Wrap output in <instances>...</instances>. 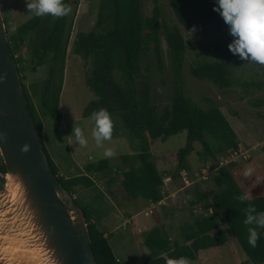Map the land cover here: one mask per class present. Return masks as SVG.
Here are the masks:
<instances>
[{
	"label": "trees",
	"instance_id": "trees-1",
	"mask_svg": "<svg viewBox=\"0 0 264 264\" xmlns=\"http://www.w3.org/2000/svg\"><path fill=\"white\" fill-rule=\"evenodd\" d=\"M141 1L99 0L95 22L98 29L80 31L73 41L76 54L93 56V68L87 81L96 101L86 110L106 109L111 113L110 105L113 104L129 134L139 144L136 155L123 156L124 160L136 158L138 164L121 171L117 177L110 178L109 185L119 182V186L112 189L108 185L106 192L97 187L95 180V176L108 166L106 158L87 162L83 167L76 166V173L59 174L57 164L48 153L40 113L32 97H36L42 114L50 119L53 131L58 136L63 115L59 102L64 81L65 56L75 13L71 12L62 18L35 16L13 28L10 17L3 12L9 46L17 64L33 122L53 172L83 210L97 264H122L108 242L109 237L104 236L97 224L98 216L105 213L102 205L108 202L107 198L121 206L136 199L157 203L165 196L164 176L153 160L151 150L154 140L166 141L172 135L186 132V144L176 154L178 165L183 169L188 168L186 159L194 150L193 144L196 141L203 144V156H209L217 163L218 157L223 153L240 148L237 134L221 107L214 102L208 107H202L185 93L181 78L187 41L180 28L161 22L162 5L159 3L155 4L150 16L144 15ZM168 1L176 19L187 30L196 26V31H201L209 23H214L217 27V33L208 43L210 58L196 61L190 68L192 75L211 82L220 89L233 86L236 68L242 60L228 48L232 37L222 17L213 11L215 0ZM65 2L75 8L72 0ZM163 36L174 70V92L170 103L160 109L149 85L144 83L138 87L136 78L140 73L141 60L148 52L153 53L161 69ZM23 44H27L30 51L29 60L33 70L45 67L44 78L30 83L28 87L23 82L20 66L22 58L17 54ZM249 167L254 171L252 175L245 177L244 172ZM0 171L6 173L3 161H0ZM213 181L223 189L209 200L197 191L195 200L202 202L207 214L196 218L192 224L185 223L182 226V243L172 242L159 225L144 232L143 242L150 252L143 264H167L169 259L179 258L195 260L201 250L223 245L229 234L234 236L248 262H264V229H257L260 237L256 247H252L248 242L249 229L255 226L244 223L249 206H254L257 212H264V173L252 160L243 165L230 162L216 170ZM78 187L89 188L94 192L91 203H80L75 196ZM241 195H247L249 199L241 202L238 199ZM210 208L213 210L211 215Z\"/></svg>",
	"mask_w": 264,
	"mask_h": 264
},
{
	"label": "rangeland",
	"instance_id": "rangeland-1",
	"mask_svg": "<svg viewBox=\"0 0 264 264\" xmlns=\"http://www.w3.org/2000/svg\"><path fill=\"white\" fill-rule=\"evenodd\" d=\"M72 2L75 6L72 8V13L74 12L75 15L71 22L69 44L65 56L64 81L59 102L63 115L58 136L53 131L50 119L42 114L38 100L34 95L32 97L40 113L48 153L57 164L59 174L76 173L78 170L75 163L83 167L87 162L106 158L108 166L95 176L97 187L101 188L102 192H106L105 188H108L110 178H115L121 171L138 164L136 158L131 157L124 160L123 156L136 155L139 152V144L129 134L120 113L113 104L110 105L112 108L110 114L114 122L112 140L105 141L103 147H97L91 137L94 127L93 114L97 110L90 111L86 108L96 101L87 81L93 68V56L83 57L76 54L73 41L80 31L98 29L95 22L98 16L99 0H72ZM141 3L142 11L146 16L152 14L156 3L161 4V22L167 25H177L187 41L181 78L185 93L202 107H208L212 102L218 104L237 134L239 150L248 151L244 154H235L233 150H229L220 155L218 160L228 159L227 156L231 153L235 162L243 165L252 160L264 173V65L241 61L235 71V84L226 89L217 88L211 82L197 79L192 75L190 68L196 61L210 58L208 43L217 33L216 25L209 23L203 30L195 31L190 37L188 30L176 19L168 0H142ZM0 4L2 13L10 17V24L13 28L35 17L27 9L25 0H0ZM162 47L161 69L153 53L148 52L141 60L140 73L136 78L138 87L144 83L149 85L155 103L160 109L170 103L174 92V70L164 36ZM17 54L22 58L20 66L23 82L27 87L30 83L44 78L45 67L41 66L33 70L27 44L21 45ZM75 127H81L85 131L89 141L87 146L75 143L74 136L71 135ZM186 141V132H180L166 141L154 140L152 142L153 160L159 171L169 180L164 187L166 195L164 203H150L143 199H136L132 205L122 210V205L118 206L111 199L107 203L108 208L105 205L102 206L105 213L103 212L102 216L100 213L97 214L100 215L98 220H110L109 223L103 224L98 221V227L108 233V242L122 264L144 263L150 252L143 242L144 232L155 225L162 226L172 242L182 243V226L185 223L192 224L196 218L203 216L194 213L189 205L197 191L203 193L209 200L223 189L213 181V174L220 166L225 165V161L217 163L209 156L204 157L203 144L198 141L194 142V150L186 159L188 176L195 181H190V186H185L181 179V168L176 160V154L178 149L185 146ZM108 147L115 151V155L111 158L103 155L105 148ZM0 161H3L1 154ZM203 167L211 171L208 180H196L195 174L199 175ZM118 186L119 182L113 183L112 186L109 185L112 189H117ZM93 195L94 192L91 189L84 187H78L75 193L83 205L91 203ZM129 217L132 223L123 227L121 221ZM212 235L216 236V233L212 232ZM209 249L205 253L207 257L202 251L197 259L187 260L188 264H254L247 261L236 239L230 234L223 245Z\"/></svg>",
	"mask_w": 264,
	"mask_h": 264
},
{
	"label": "water",
	"instance_id": "water-1",
	"mask_svg": "<svg viewBox=\"0 0 264 264\" xmlns=\"http://www.w3.org/2000/svg\"><path fill=\"white\" fill-rule=\"evenodd\" d=\"M0 77V264H97L83 210L53 172L33 122L1 4Z\"/></svg>",
	"mask_w": 264,
	"mask_h": 264
},
{
	"label": "clouds",
	"instance_id": "clouds-1",
	"mask_svg": "<svg viewBox=\"0 0 264 264\" xmlns=\"http://www.w3.org/2000/svg\"><path fill=\"white\" fill-rule=\"evenodd\" d=\"M25 2L29 12L36 17L50 16L53 18H62L72 12L71 5L66 3L65 0H25ZM213 11L222 17L228 27L229 34L232 37L231 42L228 44L230 52L238 56L242 61H251L259 65H264V0H215ZM195 31L196 26L188 30L190 37ZM2 79L3 77H0V80ZM93 115L94 127L91 131V137L97 147H103L105 141L112 140L114 122L111 114L106 109H100ZM71 135L74 136L75 143L80 146L88 145V138L81 127L73 128ZM3 138L4 135L0 134V139ZM21 150L24 152L29 151L30 145L24 144ZM103 155L104 157L111 158L115 155V151L113 148L108 147L105 148ZM182 171L187 172V177L190 181H195V179L191 180L189 178L188 171L183 168L180 170L181 179ZM253 171V168H247L244 172L245 177L252 175ZM196 180L200 179L196 178ZM182 181L184 182L183 179ZM185 186L188 187L190 185L185 184ZM238 199L244 202L249 197L247 195H241ZM162 200L157 203H160ZM189 205H191L194 213L201 215L207 214V211L203 209L202 202L196 201L195 198L189 202ZM212 211V208H210L209 215L212 214ZM244 223L255 226L249 229L250 237L248 242L252 247H256L260 237L257 229H264V212H257L254 206H249L246 209ZM104 236L108 237L107 234ZM167 264H188V261L185 258L169 259Z\"/></svg>",
	"mask_w": 264,
	"mask_h": 264
},
{
	"label": "built area",
	"instance_id": "built-area-1",
	"mask_svg": "<svg viewBox=\"0 0 264 264\" xmlns=\"http://www.w3.org/2000/svg\"><path fill=\"white\" fill-rule=\"evenodd\" d=\"M240 148H238L237 150H231L233 153H239V154H244V152H248L247 150H245V151H240L239 150ZM228 159H225V160H221L220 161V163H223L224 161H225V164L226 163H230V162H235V159H232V157H231V153L230 154H228ZM242 158H246V157H242ZM210 170H208L206 167H203V168H201L200 169V174L198 175V174H196L197 175V179H200V180H202V181H206V180H208V178H209V176H210ZM181 174H182V179L184 180V182H185V184L186 185H189L190 184V180L188 179V177H187V172L186 171H182L181 172Z\"/></svg>",
	"mask_w": 264,
	"mask_h": 264
},
{
	"label": "crops",
	"instance_id": "crops-1",
	"mask_svg": "<svg viewBox=\"0 0 264 264\" xmlns=\"http://www.w3.org/2000/svg\"><path fill=\"white\" fill-rule=\"evenodd\" d=\"M75 165H77V166H79V164L78 163H75ZM169 183V180L167 179V177H165V182H164V186H163V193H164V187H165V185H167ZM166 197V195L164 196V198ZM164 198H163V200L159 203V204H161V203H164ZM107 201H111V199L108 197V200ZM135 200H133V201H131V202H129V203H125V204H122V210H124V209H126L125 207L126 206H128V205H132L133 204V202H134ZM114 202V201H113ZM108 203V202H107ZM107 203H103V205H105V206H107V208H108V205H107ZM102 205V206H103ZM111 208V207H110ZM112 209V208H111ZM130 219V217L129 218H127L126 220H122L121 222H122V225H123V227H126L127 226V224H131L132 223V220H129ZM99 222H102V224L103 223H109L110 222V220H98ZM97 221V222H98ZM98 224V223H97ZM154 227V226H153ZM152 228V227H151ZM150 228H147L145 231H147V230H149ZM102 231V230H101ZM105 234H107L108 235V233H106V232H104ZM207 250H210L209 248L208 249H204V250H201L200 252H202V251H204L203 252V255H205V253L207 252ZM200 252H199V254H198V256L200 255ZM205 257H207L206 255H205ZM198 258V257H197Z\"/></svg>",
	"mask_w": 264,
	"mask_h": 264
}]
</instances>
